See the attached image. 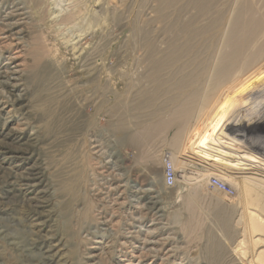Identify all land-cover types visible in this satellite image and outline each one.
Returning <instances> with one entry per match:
<instances>
[{
    "label": "rangeland",
    "instance_id": "rangeland-1",
    "mask_svg": "<svg viewBox=\"0 0 264 264\" xmlns=\"http://www.w3.org/2000/svg\"><path fill=\"white\" fill-rule=\"evenodd\" d=\"M240 10L264 0H0V264H264L237 250L247 119L202 126L200 55Z\"/></svg>",
    "mask_w": 264,
    "mask_h": 264
},
{
    "label": "bare ground",
    "instance_id": "bare-ground-1",
    "mask_svg": "<svg viewBox=\"0 0 264 264\" xmlns=\"http://www.w3.org/2000/svg\"><path fill=\"white\" fill-rule=\"evenodd\" d=\"M254 12L255 10H251L250 15H245L241 10L236 11L230 24L223 23L220 27L215 48L202 52L200 55L201 84L204 90L212 88L211 91L209 90L210 100L214 105L211 107L209 104L211 109L208 106L206 108L209 109V113L207 110L205 112L210 115L205 113L208 121L206 125L202 124L203 131L216 136L219 130L225 128L231 113L235 110H238V113L242 112L247 119L246 125L243 124L244 126L233 130L237 132L235 139L239 145L238 152H240L238 160L244 162L241 163L242 167L250 169L254 173L253 176L246 175L245 179L240 176L245 182L239 181L244 196L242 216L245 219L244 226L240 225L244 228L242 232L250 236L238 244L237 250L240 254L244 252L240 247L241 244L247 248H256L259 254H264V199L261 201V198L256 194V189L261 190L264 197V169L256 160L248 157L250 152L259 150L260 143L264 144V15L260 18L252 15ZM3 69H0L2 85L7 84L5 79L9 78L8 72ZM207 96L209 97V94ZM211 101L207 102L211 103ZM165 156L170 158L177 174V157L166 153L163 155L164 176ZM240 177L236 179H241ZM251 184L255 186L254 191L252 188L250 189ZM232 190L235 191L233 196L235 197L236 190L233 188ZM252 193L256 194L255 199L245 198L246 195Z\"/></svg>",
    "mask_w": 264,
    "mask_h": 264
},
{
    "label": "built area",
    "instance_id": "built-area-1",
    "mask_svg": "<svg viewBox=\"0 0 264 264\" xmlns=\"http://www.w3.org/2000/svg\"><path fill=\"white\" fill-rule=\"evenodd\" d=\"M164 163H165V176H164L165 185L168 188H173L177 183V174L175 173L173 165L168 156L164 157ZM209 185L214 190L224 193L229 197H233L235 195V191L232 190V188L228 184H226L217 177H211L209 180Z\"/></svg>",
    "mask_w": 264,
    "mask_h": 264
}]
</instances>
